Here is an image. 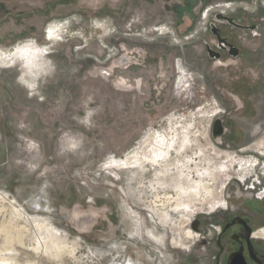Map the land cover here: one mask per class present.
Here are the masks:
<instances>
[{"label":"rangeland","instance_id":"rangeland-1","mask_svg":"<svg viewBox=\"0 0 264 264\" xmlns=\"http://www.w3.org/2000/svg\"><path fill=\"white\" fill-rule=\"evenodd\" d=\"M255 176L264 0H0V264H215Z\"/></svg>","mask_w":264,"mask_h":264},{"label":"flooded vegetation","instance_id":"flooded-vegetation-1","mask_svg":"<svg viewBox=\"0 0 264 264\" xmlns=\"http://www.w3.org/2000/svg\"><path fill=\"white\" fill-rule=\"evenodd\" d=\"M218 47L233 51L224 43H218ZM260 144L262 143L253 147ZM244 177H247L246 174L241 176V181ZM248 180L249 184L244 183L245 188L243 182H235L236 185L228 194L225 206L218 211L214 232L213 228H203L199 223V231L214 234L211 240L203 234L202 243L205 248L213 244L215 264H264V194L259 196L263 189L257 176Z\"/></svg>","mask_w":264,"mask_h":264},{"label":"water","instance_id":"water-1","mask_svg":"<svg viewBox=\"0 0 264 264\" xmlns=\"http://www.w3.org/2000/svg\"><path fill=\"white\" fill-rule=\"evenodd\" d=\"M216 18L219 19V20L228 21L229 23H232V24H235V20H237V18L232 17V16H229V15H224L223 13H217V14H216ZM213 29H214L215 33L217 34V36L219 37V42H220V44L222 45L223 42H224L225 44H228V43L225 41V39L221 38L220 34L217 33V29H216V27H215L214 25H213ZM231 49H233V51H231V53H232L233 55H235V56L238 55L239 50H238L237 48L232 47ZM209 52H210L211 54H214L217 58H219V57L221 56L220 53H218V52H213L211 49H209ZM220 131H221V120H220V119H217V120L215 121L214 133L216 134L217 132H220ZM196 224H197V223H194L193 226L196 225ZM194 229L197 230V228H195V227H194Z\"/></svg>","mask_w":264,"mask_h":264},{"label":"bare ground","instance_id":"bare-ground-1","mask_svg":"<svg viewBox=\"0 0 264 264\" xmlns=\"http://www.w3.org/2000/svg\"><path fill=\"white\" fill-rule=\"evenodd\" d=\"M11 57V56H10ZM138 156V153L136 154V157ZM155 157H159V158H161V159H163L164 158V162L163 163H159L160 161H157V160H155L154 158ZM149 158H150V160H151V163L154 165V166H159V164L160 165H164V166H168L170 163H171V158H170V153L168 152V151H166V150H164L163 148H156L155 150H154V154H151L150 153V156H149ZM136 162V161H135ZM132 162H130V161H128L127 163H126V165L125 166H129L130 164H131ZM136 164V163H135ZM134 165V164H133ZM139 165H141V164H139ZM135 166V165H134ZM137 166H138V164H137ZM130 167V166H129ZM132 167V166H131ZM139 167V166H138ZM141 167V166H140ZM139 167V168H140ZM250 168H251V165H245L244 164V167H242V177L244 176V173L246 172V171H248V170H250ZM131 169V168H130ZM141 169V168H140ZM132 170V169H131ZM134 170H136V169H134Z\"/></svg>","mask_w":264,"mask_h":264}]
</instances>
